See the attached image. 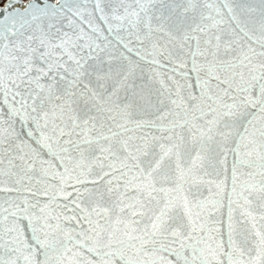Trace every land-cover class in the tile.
<instances>
[{
	"label": "snow or ice",
	"instance_id": "6c2138e0",
	"mask_svg": "<svg viewBox=\"0 0 264 264\" xmlns=\"http://www.w3.org/2000/svg\"><path fill=\"white\" fill-rule=\"evenodd\" d=\"M0 264H264V0H0Z\"/></svg>",
	"mask_w": 264,
	"mask_h": 264
}]
</instances>
